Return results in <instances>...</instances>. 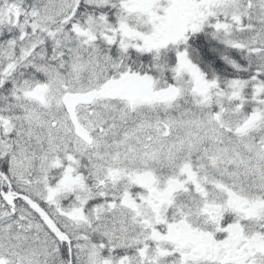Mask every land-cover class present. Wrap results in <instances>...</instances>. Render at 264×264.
<instances>
[{
	"label": "snow or ice",
	"instance_id": "1",
	"mask_svg": "<svg viewBox=\"0 0 264 264\" xmlns=\"http://www.w3.org/2000/svg\"><path fill=\"white\" fill-rule=\"evenodd\" d=\"M0 264H264V0H0Z\"/></svg>",
	"mask_w": 264,
	"mask_h": 264
}]
</instances>
